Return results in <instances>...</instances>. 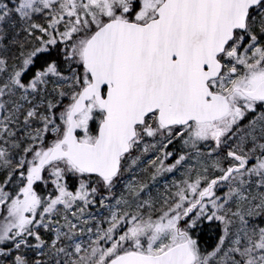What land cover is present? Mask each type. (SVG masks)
<instances>
[{
	"label": "snow or ice",
	"instance_id": "6c2138e0",
	"mask_svg": "<svg viewBox=\"0 0 264 264\" xmlns=\"http://www.w3.org/2000/svg\"><path fill=\"white\" fill-rule=\"evenodd\" d=\"M0 264H264V0H0Z\"/></svg>",
	"mask_w": 264,
	"mask_h": 264
}]
</instances>
